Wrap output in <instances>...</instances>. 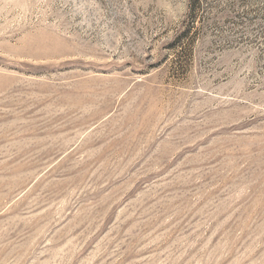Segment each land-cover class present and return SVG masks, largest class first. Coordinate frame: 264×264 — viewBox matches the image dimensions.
<instances>
[{"label": "rangeland", "instance_id": "obj_1", "mask_svg": "<svg viewBox=\"0 0 264 264\" xmlns=\"http://www.w3.org/2000/svg\"><path fill=\"white\" fill-rule=\"evenodd\" d=\"M0 264H264V0H0Z\"/></svg>", "mask_w": 264, "mask_h": 264}]
</instances>
